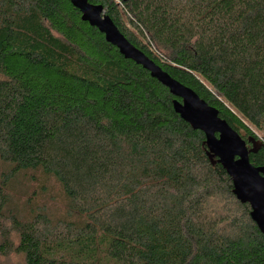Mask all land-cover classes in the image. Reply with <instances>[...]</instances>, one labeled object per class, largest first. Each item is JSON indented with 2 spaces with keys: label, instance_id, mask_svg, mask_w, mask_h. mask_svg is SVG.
Here are the masks:
<instances>
[{
  "label": "trees",
  "instance_id": "obj_1",
  "mask_svg": "<svg viewBox=\"0 0 264 264\" xmlns=\"http://www.w3.org/2000/svg\"><path fill=\"white\" fill-rule=\"evenodd\" d=\"M87 1L216 109L264 167V0ZM174 99L67 0H0V254L25 264H264L249 206ZM18 174L35 183L22 218L3 214ZM216 197L234 211L209 216Z\"/></svg>",
  "mask_w": 264,
  "mask_h": 264
},
{
  "label": "water",
  "instance_id": "obj_2",
  "mask_svg": "<svg viewBox=\"0 0 264 264\" xmlns=\"http://www.w3.org/2000/svg\"><path fill=\"white\" fill-rule=\"evenodd\" d=\"M67 1L79 11L82 22L95 28L125 60L142 67L175 98L172 101L174 113L192 130L203 133L209 161L215 160L225 171L232 183V195L241 205L249 206V217L264 236V167H254L249 161V155L256 150L247 149L245 141L218 116L216 109L173 80L131 45L103 13L102 6L91 5L87 0Z\"/></svg>",
  "mask_w": 264,
  "mask_h": 264
},
{
  "label": "rangeland",
  "instance_id": "obj_3",
  "mask_svg": "<svg viewBox=\"0 0 264 264\" xmlns=\"http://www.w3.org/2000/svg\"><path fill=\"white\" fill-rule=\"evenodd\" d=\"M125 24L127 26L126 22ZM256 134L259 139L264 140L261 134L258 133ZM2 172L5 173V171H3L2 168H0V184H1ZM34 188H35V183L28 182L27 179H25V177L22 176V174H18L15 179L10 181V185L8 184L6 188L5 195L6 197H8L10 202L8 203V205H6L7 210L5 209L6 211H4L3 214L7 216V211H10L12 214H16L18 218H22L24 215L25 200H27V198L33 192ZM232 209L234 211V207L230 203H228V200L226 198L216 197L209 202L207 211L209 216L212 213H218L220 217H222L224 214H229L230 212H232ZM239 211H240L239 209L236 211L237 215ZM238 217L243 218L242 213H239ZM220 228H222V225H220ZM0 264H25V261L21 255L16 254L14 252H8L4 255L0 254Z\"/></svg>",
  "mask_w": 264,
  "mask_h": 264
},
{
  "label": "flooded vegetation",
  "instance_id": "obj_4",
  "mask_svg": "<svg viewBox=\"0 0 264 264\" xmlns=\"http://www.w3.org/2000/svg\"><path fill=\"white\" fill-rule=\"evenodd\" d=\"M245 141V140H244ZM245 143H246V147H247V149L248 150H251L252 149V147H250L249 145H248V142L247 141H245Z\"/></svg>",
  "mask_w": 264,
  "mask_h": 264
}]
</instances>
